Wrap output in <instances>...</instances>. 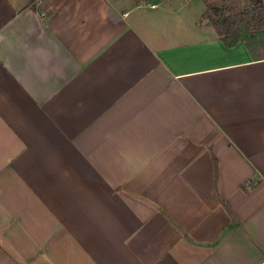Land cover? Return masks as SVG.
<instances>
[{"label":"crops","instance_id":"0c3cea01","mask_svg":"<svg viewBox=\"0 0 264 264\" xmlns=\"http://www.w3.org/2000/svg\"><path fill=\"white\" fill-rule=\"evenodd\" d=\"M199 1L0 0V264H264V43Z\"/></svg>","mask_w":264,"mask_h":264},{"label":"rangeland","instance_id":"374dc122","mask_svg":"<svg viewBox=\"0 0 264 264\" xmlns=\"http://www.w3.org/2000/svg\"><path fill=\"white\" fill-rule=\"evenodd\" d=\"M34 2L35 0H29ZM153 1V0H151ZM155 2L159 0H154ZM205 5V13L202 19H206L212 25L220 17H234L246 14L249 10L261 8L264 10V0H201ZM199 0H175V8L180 10L182 17H196L201 10ZM176 10V9H175ZM241 38L249 41L252 46H260L264 43V27L256 32L241 31ZM252 35V36H250ZM258 44V45H257ZM260 44V45H259Z\"/></svg>","mask_w":264,"mask_h":264},{"label":"trees","instance_id":"16d2710c","mask_svg":"<svg viewBox=\"0 0 264 264\" xmlns=\"http://www.w3.org/2000/svg\"><path fill=\"white\" fill-rule=\"evenodd\" d=\"M213 26L225 45L231 47L238 42L242 30L256 32L264 27V10L255 8L243 15L220 17Z\"/></svg>","mask_w":264,"mask_h":264},{"label":"built area","instance_id":"2783aa9c","mask_svg":"<svg viewBox=\"0 0 264 264\" xmlns=\"http://www.w3.org/2000/svg\"><path fill=\"white\" fill-rule=\"evenodd\" d=\"M151 7H154V6H151Z\"/></svg>","mask_w":264,"mask_h":264}]
</instances>
